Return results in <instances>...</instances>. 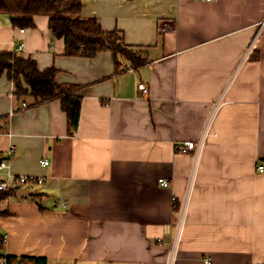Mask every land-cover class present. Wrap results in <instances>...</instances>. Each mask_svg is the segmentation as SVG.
Masks as SVG:
<instances>
[{
    "label": "crops",
    "instance_id": "obj_1",
    "mask_svg": "<svg viewBox=\"0 0 264 264\" xmlns=\"http://www.w3.org/2000/svg\"><path fill=\"white\" fill-rule=\"evenodd\" d=\"M82 16L121 31L147 65L117 66L110 52L68 57L48 16L21 32L0 15V51L54 68L80 104L70 135L60 100H18L0 76L9 166L0 183L45 179L28 187L34 201L13 186L0 202L2 253L49 264H264V0H82ZM188 142L198 149L181 151Z\"/></svg>",
    "mask_w": 264,
    "mask_h": 264
},
{
    "label": "trees",
    "instance_id": "obj_2",
    "mask_svg": "<svg viewBox=\"0 0 264 264\" xmlns=\"http://www.w3.org/2000/svg\"><path fill=\"white\" fill-rule=\"evenodd\" d=\"M0 15H7L14 27L22 30L35 27L34 18L49 17V30L56 39L63 40L68 57L93 58L102 52L112 53L115 63L119 58L130 63L133 69L147 65L134 47L124 42L121 31L106 32L95 18L82 16V0H0ZM54 68L41 71L36 62L22 58L17 52L0 51V76L15 84L18 100L29 97L32 105L60 100L62 110L68 118L69 134L79 126L80 104L76 86L56 82ZM14 194L13 189L0 192V202ZM7 215V212H0ZM4 245L0 243V253ZM9 264H49L46 258L8 257Z\"/></svg>",
    "mask_w": 264,
    "mask_h": 264
},
{
    "label": "built area",
    "instance_id": "obj_3",
    "mask_svg": "<svg viewBox=\"0 0 264 264\" xmlns=\"http://www.w3.org/2000/svg\"><path fill=\"white\" fill-rule=\"evenodd\" d=\"M194 1H205V2H211L212 0H194ZM21 32H23V30H21ZM20 49H22V46H20ZM139 90L142 92V94H147L148 93V88L146 87L145 84H139L138 85ZM27 105L23 104V108H26ZM5 125L3 124L2 127H4ZM179 149L181 151H186V150H197L198 147L196 146L195 142H188L186 143L184 146H180ZM15 151V147L11 146L8 151L6 152V156L10 157L11 154ZM43 166H48L49 162L47 160L42 162ZM9 168V166L7 165V163L0 158V172H3L5 170H7ZM257 170L260 173L264 172V167L263 166H258ZM45 182L44 178H36V177H15L13 179L12 185H10L8 182H1L0 183V192L2 191H7L10 188H12L13 186H15V188H19V187H26L28 188L31 185H36V184H43ZM159 184L162 187H167L169 185V182L167 180H159ZM63 206H65V204L63 203ZM8 235L6 233H3L0 231V243L5 245L8 242ZM0 264H9V259L8 256H6L3 253H0ZM155 264H173V259L170 258L168 261L166 262H158Z\"/></svg>",
    "mask_w": 264,
    "mask_h": 264
},
{
    "label": "water",
    "instance_id": "obj_4",
    "mask_svg": "<svg viewBox=\"0 0 264 264\" xmlns=\"http://www.w3.org/2000/svg\"><path fill=\"white\" fill-rule=\"evenodd\" d=\"M36 195H37L36 191L29 190L28 188H23V189H20L16 193V198L17 199H27V200H30V201H34ZM16 264H21V263L18 261V262H16Z\"/></svg>",
    "mask_w": 264,
    "mask_h": 264
},
{
    "label": "rangeland",
    "instance_id": "obj_5",
    "mask_svg": "<svg viewBox=\"0 0 264 264\" xmlns=\"http://www.w3.org/2000/svg\"><path fill=\"white\" fill-rule=\"evenodd\" d=\"M1 207V206H0Z\"/></svg>",
    "mask_w": 264,
    "mask_h": 264
}]
</instances>
